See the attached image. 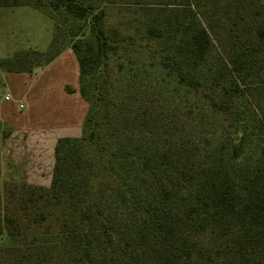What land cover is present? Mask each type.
<instances>
[{
    "label": "trees",
    "instance_id": "1",
    "mask_svg": "<svg viewBox=\"0 0 264 264\" xmlns=\"http://www.w3.org/2000/svg\"><path fill=\"white\" fill-rule=\"evenodd\" d=\"M99 4L0 0L54 21L44 52L1 59L0 73H30L68 47L87 104L81 135L54 145L48 187L6 180L15 213H0V264H205L206 241L253 264L264 256V0H132L111 32ZM110 62L116 81L169 96L168 126L145 99L134 111L109 94ZM9 135L0 126V148Z\"/></svg>",
    "mask_w": 264,
    "mask_h": 264
},
{
    "label": "rangeland",
    "instance_id": "2",
    "mask_svg": "<svg viewBox=\"0 0 264 264\" xmlns=\"http://www.w3.org/2000/svg\"><path fill=\"white\" fill-rule=\"evenodd\" d=\"M94 5L99 4L100 8H104L105 11V28L107 32H111L113 28L119 24L123 15L128 19L130 17L126 7H121L120 3L131 2L132 0H88ZM152 0H142V3H150ZM93 5V6H94ZM54 21L51 20L47 14H43L41 11L29 8V7H16V8H0V57H7L11 55L16 50H26V49H35L38 51H45L50 43L53 30H54ZM79 25H82L83 22H77ZM66 30V27H65ZM121 33H124L123 29L120 30ZM89 32L87 28L81 29V33L78 34V37L86 38L88 37ZM136 58V57H135ZM36 60L35 57H33ZM145 58L141 56L140 58ZM135 59L132 58V61L126 62L125 65H130L134 63ZM37 63H42L41 60H38ZM117 75L114 74L112 68V62L109 63V67L105 72V82L104 87H107L108 92L112 97L114 94H123L124 99L128 103V108L137 111L142 104L145 102L151 103L153 108V115L157 118V126H168L171 120L172 112V102L167 94L160 91L159 88H155L152 92L144 91L142 88L139 90L138 85L135 82L131 81L128 77L119 78L118 81ZM66 92H72V87L66 85L64 87ZM147 98V99H146ZM40 102V101H39ZM16 104V114L19 117H31V122L36 123L42 121L39 119L43 116L48 117V104L49 102L39 103V107L35 104L32 106L29 102L21 101L15 102ZM1 104V101H0ZM19 104L23 105V108H19ZM143 107V106H142ZM42 112L44 115H39L38 113ZM139 112V111H138ZM86 113V112H85ZM83 115H79L78 121H74L75 126H10L12 131L15 134V139H12L11 146L9 144L7 150L3 152L5 158L9 155L11 158H15V165L18 167H28V172L19 171L16 175H20L19 178L11 180L14 182H28L34 183L35 185H40L48 187L50 184L52 166H53V140L54 137H79L81 135V126H78V123L83 122ZM50 117V116H49ZM48 117V118H49ZM45 119V118H44ZM47 120V119H46ZM54 127V129L52 128ZM138 126H135L137 129ZM165 129V127H161ZM30 130L32 133L35 130H42V136L38 138L28 135L24 138H21L20 132L22 130ZM56 129V131H54ZM47 135L46 138L44 136ZM9 151V153H8ZM25 159V160H24ZM30 161L26 166L25 161ZM38 162V163H37ZM36 163L39 171H36ZM26 173V174H25ZM24 174V176H23ZM9 179L7 176L1 175L0 173V213L2 210H8L9 214L15 213V207L11 201H7L5 197H1L3 192V186L6 183V180ZM10 181V180H7ZM33 184V185H34ZM10 186H5V189H9ZM6 201V205H4ZM5 206V208H4ZM26 231V235H23L26 239H30L32 235ZM23 237V238H24ZM207 251L209 254V259H207L205 264H241V262L232 255L229 251L222 248L218 242H208L206 241ZM1 254V252H0ZM3 255V254H2ZM2 264H7L5 260V255L2 257ZM253 264H264V256L259 257L254 260Z\"/></svg>",
    "mask_w": 264,
    "mask_h": 264
},
{
    "label": "crops",
    "instance_id": "3",
    "mask_svg": "<svg viewBox=\"0 0 264 264\" xmlns=\"http://www.w3.org/2000/svg\"><path fill=\"white\" fill-rule=\"evenodd\" d=\"M26 51L38 50H16L7 57H0V60L10 58L15 53ZM66 85L72 87V92H66L64 90ZM78 88V66L71 50L68 47L65 48L52 62L47 65L33 68L30 73H0V126H3L10 131L9 137L2 143L0 148V170L1 175L9 178L7 180L19 178L20 175L16 174L20 170L23 172H28L29 170V168L25 167V165L22 167L16 166L14 160L15 158H11L10 155L6 158L5 155H3V152L5 149L7 150L9 144L11 146L12 139H15L12 127L75 126L74 121H78L81 113L85 115L87 109V104L80 97ZM5 97H7L8 100H5ZM21 101L27 103L29 102L32 108L35 104L39 107L40 102L43 104L46 101L49 102L48 113L50 117H45L43 116L44 113L42 114V112H39L38 114L43 117L37 118L38 120L42 119V121H38L36 123L31 122V117H19L18 114H16L15 102L20 103ZM18 107L21 109L23 108V105L19 104ZM79 125L81 126L82 122L81 124L79 122L78 126ZM52 128L54 129V127ZM42 130L38 129L30 133V130L26 129L22 130L23 132H20L19 134H21V138L26 137L28 135L27 133L38 138L43 135V132H41ZM54 131H56V129ZM46 137L47 135L44 136V138ZM59 138L60 137H54L52 144L55 145L57 139ZM52 148H54V146ZM29 162L30 161L27 160L24 163L27 166ZM37 163L36 171H39L40 169L38 168ZM25 183L28 182L26 181Z\"/></svg>",
    "mask_w": 264,
    "mask_h": 264
},
{
    "label": "built area",
    "instance_id": "4",
    "mask_svg": "<svg viewBox=\"0 0 264 264\" xmlns=\"http://www.w3.org/2000/svg\"><path fill=\"white\" fill-rule=\"evenodd\" d=\"M5 100H8V98H7V97H5Z\"/></svg>",
    "mask_w": 264,
    "mask_h": 264
}]
</instances>
